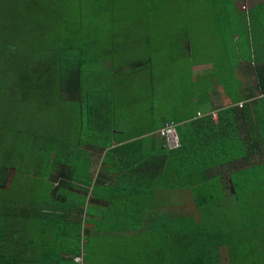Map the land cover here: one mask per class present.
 <instances>
[{"label": "trees", "instance_id": "16d2710c", "mask_svg": "<svg viewBox=\"0 0 264 264\" xmlns=\"http://www.w3.org/2000/svg\"><path fill=\"white\" fill-rule=\"evenodd\" d=\"M183 1L185 22L172 23L166 40H155L160 23L174 21L171 9L181 0H0V264H98L87 252L100 249L99 240L106 264H264V137L256 152L246 142L228 143L212 149L224 158L212 157L207 146L225 135L210 124L213 117L205 116L204 127L194 121L198 110H207L204 93L182 119L165 114L156 122L151 105L142 121L123 112L132 102L127 93L134 91L123 82L146 78L144 93L157 89L151 87L155 81L167 82L153 72L167 68L155 50L164 42V52H189L186 41L198 18L202 23L212 18L228 54H220L222 66L208 73L215 80L217 71L251 66L264 98V65L256 63V47L264 50V36L256 35L264 0H250V6L240 1L246 42L239 47L233 42L238 1L204 0L198 10L197 0ZM203 75L197 74L198 81L207 80ZM216 83L231 96L224 80L208 84L205 93ZM250 91L249 97L257 98ZM249 106L245 102L242 110L254 121V126L245 121L247 137L257 129L264 133L262 112L256 108L254 118ZM218 115L219 122L242 120L231 109ZM166 123L176 127L175 148L160 136ZM244 153L252 168L231 163ZM229 165L232 173L222 178ZM163 180L189 202L172 209L153 206L152 198L168 191ZM37 182L42 195L32 197ZM255 182L261 183L258 188ZM76 210H84L81 222ZM126 232L130 237L122 235Z\"/></svg>", "mask_w": 264, "mask_h": 264}, {"label": "rangeland", "instance_id": "374dc122", "mask_svg": "<svg viewBox=\"0 0 264 264\" xmlns=\"http://www.w3.org/2000/svg\"><path fill=\"white\" fill-rule=\"evenodd\" d=\"M238 1L237 6H239L242 2H240L241 0H234ZM204 0H197L196 3L193 5V7H195V9H199L203 6ZM200 5V6H199ZM244 5L246 6H250V0H246ZM199 6V7H198ZM242 6V5H241ZM239 11H238V17H235L236 20V26L238 28L237 31H239V33L233 37H235L233 40H235V42L237 43L238 46L242 45V42L245 38L244 33V29H245V24L246 22L243 20L242 17V9L239 6ZM256 9H254L255 11ZM172 13L175 14L174 17L172 18L174 21L172 22H168V21H163L160 23L159 28L161 30H158L156 33V37L155 40L157 38H163L164 40H166V35L164 34V32L169 28V26L172 23L175 22H185V17L186 15V10H185V6H184V1L181 0V5L179 2V8L175 7L171 9ZM197 17H203L201 14H197ZM254 19V18H252ZM199 21H197L198 23L196 25L197 26V30L194 29L193 33L194 36H191L189 40L186 41V45L189 47V52L187 51L186 53H184L183 51H181L180 53L178 51H165V43L163 42L162 45L158 46V48H160V50H155L157 53L160 52V55L162 56L163 60L161 62H163V64L167 63V68L165 69V71L159 69V67L157 66L155 68V70L153 72L160 74L162 77H165L167 82H163V83H159L158 81H155L152 84V88H157L155 91L152 92V90L149 93H144V89L142 90L143 86H146L148 84H150L149 80H147L146 78L140 79V81L135 82L132 81V76H129L128 81H124L123 84L124 87L129 89H133L134 91H131L129 93H127L128 96H130L131 99V103H130V107H126L125 109H123V112L125 114H129L130 116H132L135 120H140L142 121V119H147L148 116L146 115L148 113L149 110H147V106L151 105L154 106L155 108V113L156 116L158 117V120L156 122H160L162 120V118L166 117L165 114L168 116H171L174 114V116H178L179 119L185 118L190 111H194V109L197 108V103L199 102V98L200 95L204 93L203 96L207 97V93H205V89L206 86L208 84H213L215 82H219V80H224L226 81V83L229 85L227 90H232V94L231 96L229 95L228 92H225V90H223V87L221 85H219V90H218V95H217V100L215 102V106L222 108L227 106H231V107H226V109L232 108L234 107L236 104V102H238L239 100H241V95L237 94L236 90H239L238 87L233 86L234 82H235V75L232 72H215L217 74V78L214 80L213 76L211 74H209L208 72H213V66H215L218 69L222 66L221 63H219L220 61V57H218L220 54L224 53V55L226 57H228V54L223 51L224 48V44L218 40V37L216 36V32H215V25L214 22H212V18L210 17L208 20H205V23L203 22V18H198ZM240 20L241 22H244L243 26H241L240 24ZM260 23L257 24L256 29L258 28V31L256 32V35L258 36L257 38H259L261 35L264 36V17L260 18ZM255 25V23H253L252 25L248 26V27H253ZM173 26H179V28L182 27V25L180 26L179 23L174 24ZM172 26V27H173ZM251 35L253 34V32H248ZM254 36V35H253ZM177 37V36H176ZM175 37V38H176ZM253 39V37H252ZM260 39V38H259ZM232 41L229 42V45H231ZM258 43V42H257ZM254 44V45H253ZM253 46H258V44H256V42L252 43ZM264 47V44L262 45ZM156 48V49H158ZM257 48V55L256 58L259 57V62L256 61L257 64H263L264 65V61L262 63V57L264 55V50L261 47H256ZM162 52V53H161ZM164 52V53H163ZM217 57L215 60V62L212 60L209 62V60H211L210 58H214ZM255 58V60H256ZM197 60V61H196ZM200 60V63H199ZM153 62V61H152ZM107 68H110L112 63L111 61H107L105 60L104 62ZM247 66V67H246ZM251 67V66H250ZM248 65H245L244 69L241 70L242 74L241 77L239 78L240 82L244 81L247 84H250L249 81L251 79V83H255V79L257 77V75L255 73H253L252 68H250ZM153 70V69H150ZM204 73V77L207 80H199L195 77L197 76V74H202ZM233 74V75H232ZM255 75V76H254ZM135 82V83H134ZM134 83V84H133ZM134 86H133V85ZM218 84L216 83V86ZM255 85V84H253ZM255 91V95H259V90L256 88H254ZM201 96V97H203ZM151 99V102H149V98ZM236 101V102H235ZM257 105H262L264 104V98L263 99H258L256 102ZM241 105V104H238ZM262 112V121L264 122V106H261V108L259 109ZM143 113V114H142ZM205 116H210L212 120V113L208 112V110L204 109V112L201 113L199 112V110L194 114V121L198 122L199 124H201V127L203 126V123H205ZM256 117V115L254 114V118ZM184 120V119H183ZM213 121V120H212ZM224 119L220 118V122L218 121V119H216V121L211 122L210 124H217L216 126L219 127L217 131H219V133H223L225 136H221L220 137V141L217 140L216 138H212V141L216 143L214 145H209L207 146L208 150H211V156L216 158V159H220V158H224L225 154L221 153L220 154V150H212L215 148L218 149H222V147H224L226 144L229 143V145H231V147L233 145L236 144H242L243 142L248 145L251 144L253 150L254 147H257L258 145L261 146L260 144L263 143V137H264V133L262 131H258L257 129V135H250V137L246 136V130H248V124L245 123L246 120L242 119L241 121H233L228 122V123H224ZM186 123L187 122H180L179 123V127H186ZM195 123L196 125L194 127H199V124ZM204 129V128H203ZM38 130H42L44 131V128L41 127ZM48 133V130H46ZM160 136H162L160 134ZM164 137V136H162ZM190 137L193 139L194 137H196V135L194 133H191ZM224 138V139H221ZM168 141V140H167ZM178 141V140H177ZM211 141V142H212ZM170 145H171V140L169 139ZM210 142V144H211ZM227 142V143H226ZM72 143H68V145L72 146ZM170 147L175 148L177 147V144H172ZM84 149H90L89 146H87V144H85ZM231 149V148H230ZM205 151L204 146L200 147V151ZM232 150V149H231ZM91 151H93L94 153L100 155L102 154V152H98L94 149H92ZM219 151V152H218ZM246 153V150L243 151ZM241 157L238 162H231L234 166L238 165V164H243L245 165V167H250L252 168L254 166V162L251 161L250 163H246V159L248 157L245 156ZM101 156V155H100ZM98 163V157H97V162L95 164V168H94V172L96 170H99V164ZM59 167V166H58ZM231 166H224L223 170L224 173H222L220 176L223 178L228 177L229 173H232L233 169H229L227 171L228 168H230ZM67 171V169H66ZM226 171L228 173H226ZM256 171V170H255ZM13 173V171H12ZM226 175V176H225ZM13 175L10 174V177H12ZM9 177V178H10ZM9 180V179H8ZM7 180V181H8ZM55 180V179H53ZM6 181V182H7ZM171 181H165L163 180L161 182L163 190L166 191L168 190L165 194V196L163 197V195L160 196H154L152 198V203L153 206H156V204L158 206H165L168 207L169 209L172 208H177L179 207V204L181 203H186L189 202V198H180L179 197V191L177 192L176 190H171L169 191V184ZM40 184L41 182H37V186L34 185V187L29 191L30 195L32 197L35 196H41V192H40ZM261 183H256L255 182V186L256 188H258L260 186ZM254 184H251V186H253ZM245 186V185H244ZM175 187V184L172 182L171 184V189H173ZM25 192H26V188H25ZM167 196V198H166ZM246 196L248 198H250L248 196V194L246 193ZM252 196H254V194H252ZM251 196V197H252ZM181 206V205H180ZM83 209L85 207H82ZM166 212H167V208H166ZM75 217L77 219L83 218L84 216V210L82 211H75ZM167 215V213H166ZM99 218V217H98ZM104 226L106 227V223H104V219L99 218ZM168 221V220H167ZM166 221V223L168 224V222ZM81 222V219H80ZM34 223V222H32ZM165 223V222H164ZM119 225V224H118ZM127 221H125L124 224L119 225L120 229L121 226L126 228ZM83 227V225H82ZM92 232V231H91ZM32 233V232H31ZM99 233H101L99 231ZM107 233L106 229H104V236L106 238H109L110 235L106 236L105 234ZM32 235V234H30ZM103 235V234H102ZM100 235V237L102 236ZM119 236V234H114ZM122 235H126L128 237H130L129 233H122ZM95 240L97 241V237L95 238ZM126 241H130V239L126 240ZM131 242V241H130ZM97 246L100 245V249L96 248L95 250H91L87 253H89V255H95V261L98 264H104L105 263V256L106 252L103 249L102 246V240H99V242H96ZM121 245V242L119 243ZM41 252V256L43 257V251L40 250ZM228 254L224 253L223 256V260L226 263L228 261ZM108 259V258H107ZM83 263V262H82ZM106 264V263H105Z\"/></svg>", "mask_w": 264, "mask_h": 264}, {"label": "crops", "instance_id": "0c3cea01", "mask_svg": "<svg viewBox=\"0 0 264 264\" xmlns=\"http://www.w3.org/2000/svg\"><path fill=\"white\" fill-rule=\"evenodd\" d=\"M233 42H235V41H233ZM243 42H246V41H243ZM239 47V46H238ZM244 69V68H243ZM241 70L242 69H237V70H235L234 72H232L236 77H235V82H234V85H236V87L239 85L240 87H239V94L241 95V100H239L238 102H236L235 104V106L234 107H232V108H229V109H231L232 110V113H233V115L234 116H238V117H242L241 119H244V120H247V121H249L250 123H251V126L253 125L254 126V121H253V119H249V118H247V117H245V113L242 111L243 109H244V105H245V102H249L250 103V106L248 107L249 109H250V111L253 113V114H255V110H256V108H261V106L262 105H257L256 104V102H257V100L258 99H263V97L261 96V95H257L256 94V97L257 98H250L249 97V93L248 92H251L250 91V89L252 88L253 90H254V88H256V82L254 83H251L250 81H251V79H250V81H249V83L250 84H247V83H245L244 81H241L240 82V80H239V78L241 77V74H242V72H241ZM232 74V75H233ZM204 76V75H203ZM255 76V75H254ZM198 77H201V76H199L198 75ZM196 78H197V76H196ZM256 81V80H255ZM253 84H255V85H253ZM222 86V85H221ZM219 85H217L215 88H213V89H210L209 91H208V93H207V104H205V106L203 107L202 106V108H207V110H208V112H210V113H212V117H213V121H216V119H218V113H219V111L220 110H224V109H226V107H231V106H225V107H222V108H219L218 106L216 107L215 106V102H216V100H217V95H218V90H219ZM224 90V89H223ZM238 104H242V106H240V105H238ZM256 106V107H255ZM202 108H201V110H202ZM260 111L261 110H259V113H260ZM168 140V139H167ZM168 142H169V140H168ZM169 144H170V142H169ZM173 143L171 142V145H172ZM170 145V146H171ZM177 146H179V140H178V145ZM94 168H95V166H93L91 169L94 171ZM90 264H91V262H90Z\"/></svg>", "mask_w": 264, "mask_h": 264}, {"label": "built area", "instance_id": "2783aa9c", "mask_svg": "<svg viewBox=\"0 0 264 264\" xmlns=\"http://www.w3.org/2000/svg\"><path fill=\"white\" fill-rule=\"evenodd\" d=\"M242 106V104H241ZM161 135L167 137V139L171 140L173 144L178 145V135L176 131V127L173 124H165L162 128Z\"/></svg>", "mask_w": 264, "mask_h": 264}, {"label": "clouds", "instance_id": "9594fccd", "mask_svg": "<svg viewBox=\"0 0 264 264\" xmlns=\"http://www.w3.org/2000/svg\"><path fill=\"white\" fill-rule=\"evenodd\" d=\"M241 106V105H240Z\"/></svg>", "mask_w": 264, "mask_h": 264}]
</instances>
